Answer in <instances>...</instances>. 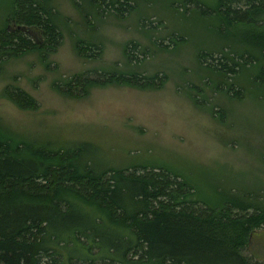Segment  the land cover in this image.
Listing matches in <instances>:
<instances>
[{"label": "trees", "instance_id": "trees-1", "mask_svg": "<svg viewBox=\"0 0 264 264\" xmlns=\"http://www.w3.org/2000/svg\"><path fill=\"white\" fill-rule=\"evenodd\" d=\"M98 2L106 5L96 1V11ZM118 6L117 12L127 7ZM53 8L52 0H0V61L36 55L47 68L63 39ZM213 13L222 18L213 35L224 46L219 59L211 51L198 54L203 71L221 78L215 85L206 76L208 82L237 100L242 91L232 90L230 77L247 71L252 89L264 93V0H220ZM237 26L254 31L231 32ZM18 28L38 35L40 44ZM73 45L80 60L101 56L89 41ZM137 48L124 47L128 63ZM158 76L87 71L52 87L82 100L106 88L158 92L167 79ZM1 98L18 110L37 108L17 87L5 88ZM54 144L19 138L0 120V264H259L243 254L264 228V202L253 197L259 193L209 189L206 199L166 163L117 166L97 144Z\"/></svg>", "mask_w": 264, "mask_h": 264}, {"label": "rangeland", "instance_id": "rangeland-1", "mask_svg": "<svg viewBox=\"0 0 264 264\" xmlns=\"http://www.w3.org/2000/svg\"><path fill=\"white\" fill-rule=\"evenodd\" d=\"M96 1L52 0L63 39L45 60L47 68L36 55L0 61L4 126L26 140L57 146L97 144L117 166L132 161L166 163L206 199L212 198L209 189H232L259 193L253 197L264 202V93L252 89L253 78L244 71L230 77L232 90L242 91L233 100L213 89L206 76L215 85L221 78L203 71L197 62L200 52L211 51L219 59L216 54L224 46L213 35L222 20L213 13L220 0H118L130 8L121 12L119 4L110 6L117 0L98 2L97 11ZM242 27L231 32L254 31ZM32 34L40 44V37ZM74 40L100 46V58L80 60ZM129 44L147 56L142 59L135 50L136 60L128 63L123 50ZM87 71L159 74L158 79H167L158 92L106 88L82 100L66 99L53 90L58 79ZM11 86L31 96L36 110H18L1 98ZM243 254L264 264V228L255 232Z\"/></svg>", "mask_w": 264, "mask_h": 264}, {"label": "water", "instance_id": "water-1", "mask_svg": "<svg viewBox=\"0 0 264 264\" xmlns=\"http://www.w3.org/2000/svg\"><path fill=\"white\" fill-rule=\"evenodd\" d=\"M18 30H21V31H23L25 34H27L28 36H31V31L30 30H27V29H25V28H18Z\"/></svg>", "mask_w": 264, "mask_h": 264}, {"label": "flooded vegetation", "instance_id": "flooded-vegetation-1", "mask_svg": "<svg viewBox=\"0 0 264 264\" xmlns=\"http://www.w3.org/2000/svg\"><path fill=\"white\" fill-rule=\"evenodd\" d=\"M31 37H32L33 40L37 41V40L34 38L33 34H31Z\"/></svg>", "mask_w": 264, "mask_h": 264}]
</instances>
